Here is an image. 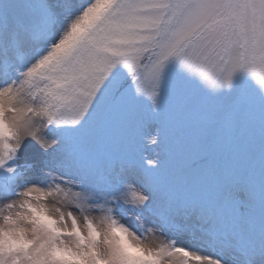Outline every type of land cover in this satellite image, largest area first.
<instances>
[{"label": "snow or ice", "instance_id": "snow-or-ice-1", "mask_svg": "<svg viewBox=\"0 0 264 264\" xmlns=\"http://www.w3.org/2000/svg\"><path fill=\"white\" fill-rule=\"evenodd\" d=\"M0 264H264V0H0Z\"/></svg>", "mask_w": 264, "mask_h": 264}]
</instances>
